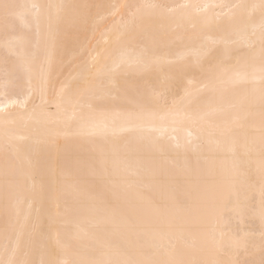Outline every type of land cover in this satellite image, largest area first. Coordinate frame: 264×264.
I'll use <instances>...</instances> for the list:
<instances>
[{
  "label": "bare ground",
  "instance_id": "obj_1",
  "mask_svg": "<svg viewBox=\"0 0 264 264\" xmlns=\"http://www.w3.org/2000/svg\"><path fill=\"white\" fill-rule=\"evenodd\" d=\"M7 2L75 7L65 9L66 22L58 27L48 24L56 9L46 7L21 8L7 30L0 22V259L6 258V228L13 240L22 232L19 259L35 264L73 259L93 231L111 230L114 218L128 208L124 191L95 173L100 155L131 153V163L146 172L172 161L182 164L177 140L184 143L190 130L208 127L192 118L230 98L225 73L237 60H258L264 0ZM214 71L220 79L210 91ZM98 73L104 89L86 93ZM113 83L115 98L108 94ZM138 100L149 102L147 111L137 108ZM141 136H151L152 142ZM199 143L209 154L207 138ZM188 155L195 163L198 154ZM240 178L252 189L251 208L243 215L222 207L210 218L195 211L185 215L184 239L202 246L200 258H232L220 247L238 232L249 236L259 260L264 221L258 159ZM10 183L23 200L19 216L9 206ZM74 185L91 194L96 211H81L91 201L69 195ZM140 192L148 217L168 196L155 181Z\"/></svg>",
  "mask_w": 264,
  "mask_h": 264
},
{
  "label": "snow or ice",
  "instance_id": "obj_2",
  "mask_svg": "<svg viewBox=\"0 0 264 264\" xmlns=\"http://www.w3.org/2000/svg\"><path fill=\"white\" fill-rule=\"evenodd\" d=\"M56 9L55 16H48V24L57 27L66 22L65 9L71 5H18L0 0V22L7 30L13 17L20 15L21 8ZM146 7L161 8L160 5ZM264 11V3L261 5ZM131 24L137 23L136 14H132ZM260 55L243 61L237 60L236 67L225 73L231 85L230 98L218 108L197 114L193 123L207 121L208 127H196L187 134L186 142L177 140L175 148L182 150L183 163L172 161L168 167L158 172H146L131 163V153L121 154L117 150L102 153L94 166L96 174L110 182L116 190L125 193L128 208L114 218L113 228L90 234V243L75 258L64 261H42L41 264H264V232L261 234L259 260L255 259V246L249 236L233 233L228 238L226 247L222 244L220 251H229L232 258L224 260H207L200 258L202 246L188 244L184 239L185 215L193 211L205 218L212 217L219 208L236 215H243L251 208V185L241 181L245 166H250L255 159L259 161L260 172V208L264 221V31L259 38ZM231 57H228L230 59ZM97 74V79L88 84L87 92L103 90L104 82ZM215 71L210 75L207 87L216 90ZM98 81V82H97ZM7 82L4 87L7 88ZM115 84L108 94L114 95ZM137 108L147 111L149 102L135 101ZM84 124L86 117L81 116ZM130 131H134L130 129ZM151 131V130H149ZM207 138L208 153L199 143ZM142 140L152 142L151 136H141ZM197 153L195 163L189 153ZM159 182L168 193L167 199L154 206L155 215L144 214L141 204L140 188L150 182ZM69 195H76L90 203L81 205L82 212L96 211L98 206L91 194L79 185H74ZM9 206L17 216L23 200L15 189L9 185ZM68 210L66 205V211ZM7 211V208H6ZM58 209V215H60ZM222 237L225 235L222 231ZM21 235L15 240L5 229L4 254L0 264H35L34 261L19 259ZM67 248L68 246L65 245ZM244 256L245 259L240 257Z\"/></svg>",
  "mask_w": 264,
  "mask_h": 264
}]
</instances>
